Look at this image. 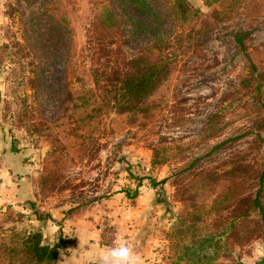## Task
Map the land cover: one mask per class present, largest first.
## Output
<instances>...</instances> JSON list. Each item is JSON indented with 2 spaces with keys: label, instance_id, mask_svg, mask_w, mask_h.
<instances>
[{
  "label": "rangeland",
  "instance_id": "1",
  "mask_svg": "<svg viewBox=\"0 0 264 264\" xmlns=\"http://www.w3.org/2000/svg\"><path fill=\"white\" fill-rule=\"evenodd\" d=\"M36 1L0 0V175L18 163L11 176L25 187L0 214V264L27 262L22 238L34 234L49 248L61 240L57 258L69 253L72 230L60 226L75 214L91 220L101 247L137 245L144 264H255L264 256L253 204L258 193L264 206V0H152L154 36L137 41L128 26L101 23L110 0H63L68 31L56 48ZM97 48L166 64L141 112L77 109L76 93L120 76L112 62L96 74Z\"/></svg>",
  "mask_w": 264,
  "mask_h": 264
},
{
  "label": "trees",
  "instance_id": "2",
  "mask_svg": "<svg viewBox=\"0 0 264 264\" xmlns=\"http://www.w3.org/2000/svg\"><path fill=\"white\" fill-rule=\"evenodd\" d=\"M37 1L40 2V6L34 15L46 21L49 28L56 34L55 39H58L53 48H56L60 43L64 45L63 35L68 31V17L66 13L59 11V6L63 0ZM177 4L181 7L186 6L182 0H177ZM108 5L110 8L105 7L99 14L100 21L104 26L113 27L116 23L128 26L130 28L129 36L132 40L134 39L133 41L140 40L143 35L154 36L155 24L160 17L156 2L152 0H110ZM234 39L239 48L244 51L243 37L236 34ZM110 58L113 60L110 61ZM92 60L93 64H96L94 71L98 76L103 75L109 62H112L113 65H111V73L120 74L116 77L113 85H109L110 87L103 84L104 86L97 87L95 90L76 93L77 109L80 110V108L85 107V104L91 102L94 111L98 114L111 109H116L121 113L135 114L141 112L142 104L159 86L161 77L165 76L167 70L166 64L153 62L150 56L136 54L131 59L126 60L119 51H105L101 48L94 49ZM95 79L98 80L97 77ZM68 101H74L71 95ZM259 180L260 183L264 181V165ZM152 184L155 185V183ZM125 193L129 195V192L126 191ZM133 195L135 193L130 196ZM253 204L259 211L264 223V206L259 201L258 193L253 199ZM7 208V211L12 210L10 206ZM22 240L26 248L25 253L28 256L27 262L23 264H44L45 261H54L57 258L58 249L61 247V240L50 248L47 245H42L39 235L36 234L23 237ZM255 264H264V256Z\"/></svg>",
  "mask_w": 264,
  "mask_h": 264
},
{
  "label": "crops",
  "instance_id": "3",
  "mask_svg": "<svg viewBox=\"0 0 264 264\" xmlns=\"http://www.w3.org/2000/svg\"><path fill=\"white\" fill-rule=\"evenodd\" d=\"M18 166L20 170H23V167L18 163H15V165L6 163L4 171L7 174L0 175V214L7 205L22 199V191L25 189L23 186L24 184L18 185L13 181L11 176ZM8 173H10V175ZM18 183L20 184V182ZM97 213V220L102 221L103 217L99 215V212ZM82 217V214H75L70 218L69 222L63 223L62 226H60L65 233H68L69 229L72 230V234L68 233V235L72 236L73 242L69 253L64 255L59 254L57 258L58 264H92L95 257L104 249L97 241L98 236L91 228V223L89 224L91 220ZM57 229L58 226L48 224L44 230L46 233L52 234L53 232L55 233ZM79 239L83 242L80 246ZM136 249L137 245H135V250ZM137 251L138 250H136V252Z\"/></svg>",
  "mask_w": 264,
  "mask_h": 264
},
{
  "label": "clouds",
  "instance_id": "4",
  "mask_svg": "<svg viewBox=\"0 0 264 264\" xmlns=\"http://www.w3.org/2000/svg\"><path fill=\"white\" fill-rule=\"evenodd\" d=\"M82 243L79 239V246ZM92 264H144V261L127 242L114 241L95 257Z\"/></svg>",
  "mask_w": 264,
  "mask_h": 264
}]
</instances>
